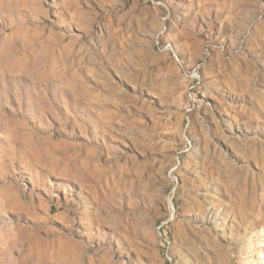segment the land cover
Segmentation results:
<instances>
[{
  "label": "rangeland",
  "instance_id": "374dc122",
  "mask_svg": "<svg viewBox=\"0 0 264 264\" xmlns=\"http://www.w3.org/2000/svg\"><path fill=\"white\" fill-rule=\"evenodd\" d=\"M0 264H264V0H0Z\"/></svg>",
  "mask_w": 264,
  "mask_h": 264
}]
</instances>
